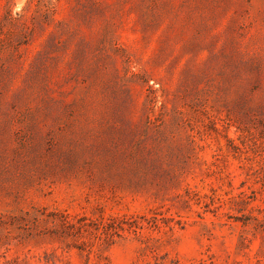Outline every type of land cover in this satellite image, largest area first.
I'll return each instance as SVG.
<instances>
[{"label": "rangeland", "instance_id": "rangeland-1", "mask_svg": "<svg viewBox=\"0 0 264 264\" xmlns=\"http://www.w3.org/2000/svg\"><path fill=\"white\" fill-rule=\"evenodd\" d=\"M0 264H264V0H0Z\"/></svg>", "mask_w": 264, "mask_h": 264}, {"label": "trees", "instance_id": "trees-1", "mask_svg": "<svg viewBox=\"0 0 264 264\" xmlns=\"http://www.w3.org/2000/svg\"><path fill=\"white\" fill-rule=\"evenodd\" d=\"M149 91H150V95L148 96V100L150 102H152L153 104H155L158 100V94H157V89H154L153 86H149ZM161 118L159 115H154L153 117L149 118V125H155L158 126V122H160ZM53 218L55 219V222L59 221L60 223H62L63 226L65 227H69L72 226L71 221L69 220V216L61 213V212H54L53 213Z\"/></svg>", "mask_w": 264, "mask_h": 264}]
</instances>
